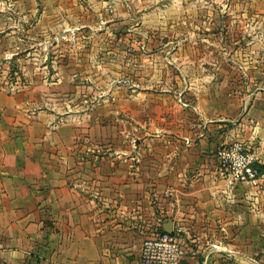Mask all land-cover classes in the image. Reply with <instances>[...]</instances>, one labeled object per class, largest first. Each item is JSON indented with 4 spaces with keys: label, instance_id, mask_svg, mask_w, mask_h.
Listing matches in <instances>:
<instances>
[{
    "label": "crops",
    "instance_id": "crops-1",
    "mask_svg": "<svg viewBox=\"0 0 264 264\" xmlns=\"http://www.w3.org/2000/svg\"><path fill=\"white\" fill-rule=\"evenodd\" d=\"M157 1L0 0V264H140L165 230L178 264H264V176L229 184L220 154L264 157V85L182 128L100 129L79 93Z\"/></svg>",
    "mask_w": 264,
    "mask_h": 264
},
{
    "label": "rangeland",
    "instance_id": "rangeland-1",
    "mask_svg": "<svg viewBox=\"0 0 264 264\" xmlns=\"http://www.w3.org/2000/svg\"><path fill=\"white\" fill-rule=\"evenodd\" d=\"M156 3L161 12L137 27L145 38H131V51L79 87L97 98L100 129L182 128L203 125L205 111L241 113L242 98L264 85V0Z\"/></svg>",
    "mask_w": 264,
    "mask_h": 264
},
{
    "label": "built area",
    "instance_id": "built-area-1",
    "mask_svg": "<svg viewBox=\"0 0 264 264\" xmlns=\"http://www.w3.org/2000/svg\"><path fill=\"white\" fill-rule=\"evenodd\" d=\"M221 162L228 183H257L264 176V157L243 143H234L222 149ZM185 256V247L179 231H157L142 245L140 264H178Z\"/></svg>",
    "mask_w": 264,
    "mask_h": 264
},
{
    "label": "water",
    "instance_id": "water-1",
    "mask_svg": "<svg viewBox=\"0 0 264 264\" xmlns=\"http://www.w3.org/2000/svg\"><path fill=\"white\" fill-rule=\"evenodd\" d=\"M166 231H169L170 232L171 230H166Z\"/></svg>",
    "mask_w": 264,
    "mask_h": 264
}]
</instances>
